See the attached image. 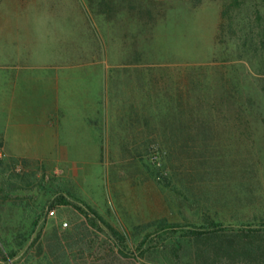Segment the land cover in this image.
Masks as SVG:
<instances>
[{
    "label": "rangeland",
    "instance_id": "rangeland-1",
    "mask_svg": "<svg viewBox=\"0 0 264 264\" xmlns=\"http://www.w3.org/2000/svg\"><path fill=\"white\" fill-rule=\"evenodd\" d=\"M263 72L264 0H0V229L13 249L30 234L15 264H50L39 231L87 227L97 264H158L161 221L262 224ZM15 77L44 93L5 103ZM15 116L63 121L7 139ZM59 195L151 234L145 258Z\"/></svg>",
    "mask_w": 264,
    "mask_h": 264
},
{
    "label": "trees",
    "instance_id": "trees-1",
    "mask_svg": "<svg viewBox=\"0 0 264 264\" xmlns=\"http://www.w3.org/2000/svg\"><path fill=\"white\" fill-rule=\"evenodd\" d=\"M226 8V7H225ZM222 15L227 14V9ZM264 73V72H263ZM167 152V151H166ZM71 205L81 213L90 227L102 224L112 242L111 251L123 259L145 258L150 250L144 247L151 234H146L136 243V235H129L106 222L92 207L79 205L59 195L52 201ZM201 223L179 224L174 222L159 223V232L163 231L165 245L158 252L156 263L161 264H264V222L258 227L247 223L230 226L204 216ZM37 221V220H36ZM35 221V222H36ZM179 233L181 239H176ZM30 234L25 237L17 234L16 247L10 246V239L4 237L0 229V264H15L14 258ZM88 229L74 228L52 229L49 233L39 231L31 243L37 246V254L44 256L50 264H97L100 255L90 250L86 244ZM159 237H156L158 239ZM88 242V241H87ZM90 242V241H89ZM156 249V247H152ZM89 254L86 255V253ZM183 253V255L181 254ZM89 259L91 263L86 261Z\"/></svg>",
    "mask_w": 264,
    "mask_h": 264
},
{
    "label": "crops",
    "instance_id": "crops-1",
    "mask_svg": "<svg viewBox=\"0 0 264 264\" xmlns=\"http://www.w3.org/2000/svg\"><path fill=\"white\" fill-rule=\"evenodd\" d=\"M18 77H15V80H14V83L13 84H9L10 85V90L8 89V86H6V91H4V98H2V100L5 99V103L9 101H12V103L14 102V99H16V102L17 100H20L21 97H20V94L22 93V91L24 92L22 94V97L24 96L25 98H27L29 101L31 100H38V97L39 95L43 94L44 93V90H40V88H37V85H28L26 88H23L21 87L20 84H18ZM65 84V82L63 83V85ZM55 84H52L51 85V89H46V90H49L50 91V94L53 96L52 97V101H54L56 99L55 95H54V92L56 91V88L54 87ZM42 91L41 93L37 94L36 92H40ZM57 91H58V88H57ZM43 96V95H42ZM11 103V102H10ZM59 111V109H58ZM16 114V113H15ZM18 115V114H17ZM45 118V119H44ZM42 120L39 119L38 117H29L28 119H26V123L28 124L27 127L24 125H22L21 127L23 128V130H28L30 129V131H37L39 130L40 127H42L43 129H53V128H60L61 124L60 122H62L63 120H59V119H56V121H53V120H50L49 117L46 118L44 117ZM39 120H41V122H43L41 125H38V122H40ZM66 120V119H65ZM69 120V119H68ZM67 120V121H68ZM70 120H77L79 122H86L88 121L86 118H81V117H73V119H70ZM22 121H25L24 119L18 117V116H15V117H12V118H8L6 119V122H8V125L5 126V129L6 130H9L7 133L8 135H6V138L7 137H16L17 133H16V130H19L21 127H19V123L22 122ZM52 121V122H51ZM65 122V121H64ZM10 123V124H9ZM55 123V124H54ZM57 124V125H56ZM59 125V126H58ZM74 129H77V130H82L84 129L85 131L87 130L88 132L90 131V128L88 125L84 126V127H75ZM0 130H2V126L0 127ZM12 131V132H10ZM8 139V138H7Z\"/></svg>",
    "mask_w": 264,
    "mask_h": 264
},
{
    "label": "built area",
    "instance_id": "built-area-1",
    "mask_svg": "<svg viewBox=\"0 0 264 264\" xmlns=\"http://www.w3.org/2000/svg\"><path fill=\"white\" fill-rule=\"evenodd\" d=\"M49 213H50V214H52V213H53V211H52V210H50V211H49ZM63 226H66V223H63Z\"/></svg>",
    "mask_w": 264,
    "mask_h": 264
}]
</instances>
